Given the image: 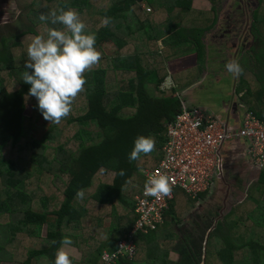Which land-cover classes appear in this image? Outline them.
<instances>
[{"label": "trees", "instance_id": "obj_1", "mask_svg": "<svg viewBox=\"0 0 264 264\" xmlns=\"http://www.w3.org/2000/svg\"><path fill=\"white\" fill-rule=\"evenodd\" d=\"M139 1L30 0L26 17L31 26L0 37V262L53 264L62 237L80 240L85 236L80 241L85 244L88 235L96 236L88 223L94 222L95 227L100 223L92 216L109 214L105 238L97 237L90 264H264V168L249 188L251 203L242 201L244 204L230 209L215 222L208 236L216 213L207 209L202 217L201 213L190 214L188 227H183L177 215L182 211H176L174 197L155 230L133 235L131 256L120 255L113 262L101 259L104 250L115 251L117 240L131 230L136 218L134 194L145 184L141 170L156 165L166 137L165 125L181 110L180 98L174 94L178 83L161 88L169 76L166 62L195 53L196 61L202 63L205 50L200 36L217 20L214 0L210 23L197 26L191 22L188 27L184 24L193 9L192 0H147L153 12L146 16ZM61 8L75 9L83 21H89L87 30L95 33L98 51V43L104 38L118 49L128 44L133 48L129 54L109 59L99 51L100 60L83 74L86 83L73 99L69 115L59 123L47 121L48 127L36 138L30 131L41 129L39 123L46 120L36 107L35 97L27 95L29 85L21 79L28 57L16 60L13 48L20 47V39L26 34L46 36L48 27L62 28L39 20L40 14ZM206 12L202 15L205 22L209 17ZM105 17L110 23L102 26ZM252 19L257 44L248 50L250 59L242 60L245 67L234 96L245 104L241 120L250 112L264 121V34L260 31L264 15L255 10ZM159 39L163 50L150 52L147 44L157 45ZM249 61L253 71L247 69ZM27 103L33 104L34 116L24 114ZM76 106L81 109L77 113L72 109ZM138 134L151 136L155 147L130 162L127 154ZM72 162H77L75 172L67 168ZM121 169L123 176L117 175ZM210 190L195 198L184 196L188 202H195ZM78 191L85 193L83 199L77 197ZM40 196H44L49 210L41 206ZM241 206L246 214L227 222L230 212L237 213ZM89 217L91 220L86 219ZM169 219L178 230L177 236L165 227ZM43 225L46 233L40 237ZM170 253L178 258L173 259Z\"/></svg>", "mask_w": 264, "mask_h": 264}, {"label": "rangeland", "instance_id": "obj_2", "mask_svg": "<svg viewBox=\"0 0 264 264\" xmlns=\"http://www.w3.org/2000/svg\"><path fill=\"white\" fill-rule=\"evenodd\" d=\"M147 0L143 1L140 0V8L141 13L146 15H151L153 12V8L150 4L146 3ZM30 0H0V37L1 36H9L15 33H18L20 30L24 29L27 26H31L30 21L26 17V12L29 6ZM213 1L212 0H192L191 6L193 9L190 10L189 15V21H186L184 24L185 26H189L192 22V24H195L197 26H207L210 23V18L213 14L211 10V5ZM215 8H216V16L217 20L214 23V25L205 30L202 35L200 36V40L204 46V56H203V62L198 63L196 61V55L195 53H188L184 54L181 57L172 58L167 60L166 66L168 69L169 76L165 77V81L162 83L161 88H169L173 84L176 85V82L178 83V86L180 88L184 87L186 92V100L190 103V107H198L207 108L208 110L213 108L214 103L216 104V101L209 95H213L214 93L219 95L220 83H213L211 81H215L220 78H230V73L226 70V67H223V73H227V76L225 75H219V71H217V74L215 73L213 75V70L210 67V65L214 62L215 68H220L221 64V58L222 54H219V48H217L218 45L215 44V42L218 40H222L225 38L231 39V44H237V49L241 48L242 50H247V45L249 44L250 40L256 35V32L252 29L250 26L253 23L252 14L255 10L258 11L259 14L264 15V1L259 3V0H214ZM209 12L208 20L204 21V16L202 17L203 13L207 14ZM176 11H174V14ZM228 14L227 17L224 16V14ZM173 14V15H174ZM224 22V23H222ZM84 23L86 26L89 25V21ZM261 24L262 22L259 21ZM191 24V25H192ZM45 25L43 26V29H45ZM34 30L37 31L39 34L42 32V29L40 27L33 26ZM260 28V27H259ZM261 33L264 34V27L261 25ZM255 33V35H254ZM46 34V33H45ZM41 35V34H40ZM32 34H26L23 37H21L20 41L22 44L20 47L13 48L14 57L16 60L20 58L27 57V46L30 43L32 39ZM239 47V45H241ZM98 49L104 56H106V59H109L110 57L117 56L118 54H129L130 50H132V45L128 44L125 48L118 49L113 42L109 41L107 38L102 39L98 43ZM180 45V44H179ZM178 45V46H179ZM145 46V43L143 44V47ZM225 46V45H224ZM130 47V48H128ZM148 50L150 52L154 53V50L160 52L163 50V47L161 45L160 39L157 41V45H152V42H149L147 44ZM130 49V50H129ZM213 52L215 54V57H213ZM222 52V51H221ZM233 54L235 51H232ZM226 54V53H225ZM25 57V58H26ZM212 59V60H211ZM151 60V57H150ZM106 62V60H102V62ZM197 63L196 66H194ZM243 66V63H242ZM248 68L252 69L253 71V65H251V62H248ZM189 67V68H188ZM202 67L204 69L211 68L209 70L212 73L211 81L205 80V75L202 76V78H199V72L202 71ZM205 71V70H204ZM208 71V70H207ZM241 73V72H240ZM235 74L233 75L235 77V82L237 83L239 79V75ZM217 75H219L217 77ZM200 81L198 84H194L195 87L193 88V83ZM174 82V83H173ZM12 84H9V87ZM186 85V86H183ZM16 84H14V87ZM13 88V87H10ZM193 88V89H192ZM231 93V92H230ZM236 98V96H234ZM234 105L232 106L231 114H237L239 111H242L244 109L245 104L241 102L240 98L238 97L237 100L233 101ZM229 103H226V105ZM77 105V104H76ZM187 106H189L186 103ZM73 111L75 113L79 112L81 109L76 106L73 107ZM33 104L27 103L24 114L27 116H34L33 114ZM42 119H40V122ZM41 125V129L34 128L30 131V134L36 138L40 136L41 131L45 130L48 127V122L46 121L44 124L39 123ZM242 152V151H241ZM237 153V151L235 152ZM242 153H239L238 157L232 158L231 160H228L225 168H228V172L226 173L224 170V175L221 180H219L215 186L211 188L209 192L206 194H203L196 198V201L193 202V200H189V202L186 200V197L184 196V192L181 190H177L175 193V205H176V211L181 213H176L178 215V218L180 219L181 225L183 227H186L189 224L190 217H188L190 214L201 213L199 217H202L205 215V212H207V209H210L216 213L215 216H213V225L212 227L207 230V233L205 236H208V234L212 231L215 222L223 217L225 213H227L230 209L235 207L237 205L240 206L244 203H241L242 201L248 200V193L250 191L249 188L254 186V183L257 179L258 173L255 168L250 166V164H245L241 160ZM245 159V158H244ZM247 160V159H246ZM264 166V162H263ZM262 166V167H263ZM77 162H72L70 166H68V170H71L72 172L76 171ZM239 168L240 171H236L234 169ZM264 168V167H263ZM249 189V190H248ZM135 195V194H134ZM261 199L264 200V194L261 195ZM40 204L46 209H50V206L48 203H46L44 196L39 197ZM249 201V200H248ZM250 202V201H249ZM251 203V202H250ZM190 206V207H189ZM123 209L124 207L121 206ZM189 207L186 211L185 209ZM236 207V208H237ZM253 208V206H251ZM243 206L240 207L239 215L236 213L237 210L230 212L229 216L225 219L227 222H229L231 219H234L236 216L240 217L243 214H246L245 211L242 210ZM93 219H96L95 221L99 224L96 225L94 222L88 223L87 227L91 228L93 226L94 231L96 232V236L91 237L88 235L84 239V243L82 244L80 240L75 238L74 236L71 237L72 245L67 246V250L70 254V259L72 260V264H90L89 263V257L93 255L96 249L95 243H97V237L101 240L105 238V232L104 228L107 227L110 223V215L105 214L102 216H92ZM198 217V216H197ZM88 220H91V218H86ZM197 219V218H196ZM193 221V220H192ZM89 222V221H88ZM165 227L168 230H171L175 233L177 236L178 230H176V227L172 225L173 223L169 224V221H166ZM188 227V226H187ZM46 233V226L43 225L40 231V237H44ZM163 245V243H162ZM205 246V245H204ZM170 248V247H169ZM203 251V250H202ZM93 252V253H92ZM241 252L238 254V257L241 258ZM170 257L173 259L178 258V255L175 253H170ZM0 264H20V262H5L1 261Z\"/></svg>", "mask_w": 264, "mask_h": 264}, {"label": "built area", "instance_id": "obj_3", "mask_svg": "<svg viewBox=\"0 0 264 264\" xmlns=\"http://www.w3.org/2000/svg\"><path fill=\"white\" fill-rule=\"evenodd\" d=\"M181 110L166 123V137L154 167L141 170L145 181L153 174H165L172 190L169 196L156 198L144 194V185L134 195L135 221L128 234L116 242L115 251L104 250L101 259L113 262L120 255L134 253L133 235L154 230L163 221V214L177 190L191 198L221 180L224 172L223 148L243 139L244 152L259 166L264 162V121L247 112L236 127L223 123L218 116L180 101Z\"/></svg>", "mask_w": 264, "mask_h": 264}, {"label": "clouds", "instance_id": "obj_4", "mask_svg": "<svg viewBox=\"0 0 264 264\" xmlns=\"http://www.w3.org/2000/svg\"><path fill=\"white\" fill-rule=\"evenodd\" d=\"M39 20L63 27H48L46 36L35 35L31 39L21 79L29 85L27 95L35 97L42 117L48 122L59 123L69 115L73 99L83 91L86 83L83 74L100 60L101 53L95 48V33L87 30L75 9L53 10L47 15L40 14ZM109 23L110 18L105 17L102 26ZM225 67L234 75L242 70L235 60L227 62ZM154 147L155 140L151 136L138 134L127 159L130 162L138 160L141 154L151 153ZM117 175L123 176V169ZM171 190L172 185L165 174H153L145 181L146 196L163 198L169 196ZM76 195L83 199L85 193L78 191ZM60 245L54 253L53 264H72L67 250V246L72 245L71 238L62 237Z\"/></svg>", "mask_w": 264, "mask_h": 264}, {"label": "crops", "instance_id": "obj_5", "mask_svg": "<svg viewBox=\"0 0 264 264\" xmlns=\"http://www.w3.org/2000/svg\"><path fill=\"white\" fill-rule=\"evenodd\" d=\"M228 39H230V38H225V39H222L221 41L217 40L215 42V44L218 45L217 48L221 47L219 49V54H222V56L219 55V57L221 58V61H220L221 66H220V68H218V69L215 68L214 62H216V61H214L210 65V67L213 70V75L215 73L217 74V71H219V75H225V77H226L227 73L224 74L222 69L226 65L227 62L235 60L240 65L241 69H243L245 66L244 65L242 66V63H243L242 60L250 59V55H249L248 49L247 50H242L241 48L237 49L238 46L235 43L234 44L230 43L231 45L230 44H228V45L225 44L224 43L225 40H228ZM240 46H242V44L239 45V47ZM232 51H235V53L233 54ZM214 57H215V54L213 52L212 59ZM196 65H197V63L194 66H196ZM251 65H252V63H251ZM211 68H208L207 69L208 71H207L206 69H204L202 67V71L199 72V78L200 77L202 78V76L205 75L206 76V77H204L205 80L207 79V80L211 81L212 73L209 71V70H211ZM219 75H217V77ZM233 75L234 74L230 73V76H231L230 78H228V79H226L227 77L226 78H220V79H218L219 82H217V80L211 81L213 83H220V88L221 89L219 90V95H217L215 93L213 95H209V96L212 97L213 102H214V100L216 101V104L214 103L213 108L210 109V110H208L207 108H202V109L207 111V112H209V113H211L212 115H216V113H217L216 116H218V118H219V120L221 122L228 123V124L233 125L234 127H236L241 121L242 111H239V113H237V114H235V113L231 114V110H233L232 109V106L234 105L233 101L237 100V97L234 98V93H235L234 90H235V87L237 86V84H238V82L240 80V77H241L240 75H242V71H241V73L239 75V79H238L237 83L235 82V77ZM199 82L200 81L194 82L193 85L194 84L196 85ZM195 85L193 86V88L195 87ZM183 86H186V85H183ZM243 88H245V87H243ZM186 92H187V90L184 87L180 88V86L176 85V91H175L174 94L177 95L180 98V101L181 100L184 101L189 106H195V105H190V103L187 102V100H186V97H187L186 96ZM241 102L244 103L243 101H241ZM226 103H229V104L226 105ZM245 143L246 142H244L242 140H237L235 142H231L227 146H224V148H223L224 156H226V159L228 158V159L231 160L232 158H236V156L238 157L239 153H242L243 157L241 158V160L246 165L250 164V166H252L253 168H255L257 170V173H258L257 179H258L260 171H261V169L264 166L263 165H262L263 167L259 166L258 164L253 163L250 159L246 160V158L244 157V155H245L244 154ZM236 151H237V153H235ZM227 162L228 161L225 162V166H226ZM224 170H225L226 173L228 172V168L226 169L224 167ZM234 170L240 171L239 168H236ZM123 235H124V233H123ZM122 236H121V238H122Z\"/></svg>", "mask_w": 264, "mask_h": 264}, {"label": "flooded vegetation", "instance_id": "obj_6", "mask_svg": "<svg viewBox=\"0 0 264 264\" xmlns=\"http://www.w3.org/2000/svg\"><path fill=\"white\" fill-rule=\"evenodd\" d=\"M224 14V13H223ZM227 15L228 14H224V16L225 17H227ZM222 23H224V22H222ZM231 39H228V40H225V44H230L231 42ZM256 44H257V40L256 39H254V37L250 40V42H249V44L247 45V49L250 51V49L251 48H254L255 46H256ZM231 45V44H230ZM216 115H217V113H216Z\"/></svg>", "mask_w": 264, "mask_h": 264}, {"label": "water", "instance_id": "obj_7", "mask_svg": "<svg viewBox=\"0 0 264 264\" xmlns=\"http://www.w3.org/2000/svg\"><path fill=\"white\" fill-rule=\"evenodd\" d=\"M228 160H230V159H228V158L226 159V157H225L224 163H223V167H225V162L228 161ZM223 175H224V172H223ZM223 175L222 174L220 175L221 179L223 178Z\"/></svg>", "mask_w": 264, "mask_h": 264}]
</instances>
